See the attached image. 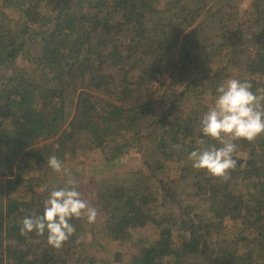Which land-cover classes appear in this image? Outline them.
Here are the masks:
<instances>
[{"label":"trees","instance_id":"trees-1","mask_svg":"<svg viewBox=\"0 0 264 264\" xmlns=\"http://www.w3.org/2000/svg\"><path fill=\"white\" fill-rule=\"evenodd\" d=\"M232 78L264 88V0H0V264H107L116 241L124 264H264V135L226 182L188 159ZM93 152L121 167L89 182L97 221L21 235L63 188L47 159Z\"/></svg>","mask_w":264,"mask_h":264},{"label":"clouds","instance_id":"clouds-1","mask_svg":"<svg viewBox=\"0 0 264 264\" xmlns=\"http://www.w3.org/2000/svg\"><path fill=\"white\" fill-rule=\"evenodd\" d=\"M216 92L212 106L203 113L200 122L203 136L216 144L207 145L205 139H200L198 144L201 147L191 151L188 159L193 168L226 182L237 167L235 141L252 142L264 135V88L253 91L248 80L232 78L223 81ZM176 147L180 148L179 145ZM45 167L69 179L65 187L49 193L42 215L33 212L22 219L20 233L43 236L47 232L49 245L59 249L76 232L71 223L74 218H85L91 224L97 221L99 213L88 199L83 198L76 181L71 179V169L56 155L47 159Z\"/></svg>","mask_w":264,"mask_h":264},{"label":"rangeland","instance_id":"rangeland-1","mask_svg":"<svg viewBox=\"0 0 264 264\" xmlns=\"http://www.w3.org/2000/svg\"><path fill=\"white\" fill-rule=\"evenodd\" d=\"M168 75L163 74V75H157V81L155 83V87L160 88L162 83L166 81ZM215 97L210 95L208 97V103L204 107V109L207 111L209 107L212 106L214 102ZM162 108V106H160ZM131 157V156H130ZM129 157V158H130ZM126 157L124 160V167L123 170H126L128 168H131L132 165L127 164V160L129 159ZM120 163H114V164H109L105 165L104 162L96 155V152H93V154H88L86 153L83 156H73L70 158V161L66 166H68L71 171H72V176L71 179H74L76 181L77 189L82 193L83 198H88L87 196L93 195L95 192L91 190V183L90 180L104 177V176H114L116 171L118 169H121ZM60 179L57 181L58 183H53L51 184V187L57 188V187H65L67 184V181L69 177L60 174ZM102 222V221H99ZM232 225V224H231ZM230 225V227H231ZM234 225H232V232L234 230ZM148 236L153 237V231L148 230ZM131 250V249H130ZM128 250L127 246L122 245L120 241H116L112 243L109 248L106 250L107 252L105 253V261L107 264H124L130 261L132 253H135V250ZM116 254L120 255V261L119 262H114Z\"/></svg>","mask_w":264,"mask_h":264}]
</instances>
